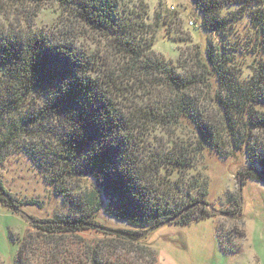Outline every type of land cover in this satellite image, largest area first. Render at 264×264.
Listing matches in <instances>:
<instances>
[{
  "label": "trees",
  "instance_id": "1",
  "mask_svg": "<svg viewBox=\"0 0 264 264\" xmlns=\"http://www.w3.org/2000/svg\"><path fill=\"white\" fill-rule=\"evenodd\" d=\"M2 1L8 10L0 13V164L11 153L25 154L72 213L36 221L13 264L28 262L25 253L37 249L52 252L45 264H60L69 254L57 253L59 245L91 230L104 237L83 244L85 264H134L115 253L117 243L157 264L143 243L151 229L177 215L171 223L209 216L207 183L191 175L205 149L220 158L242 152L248 166L238 176L264 183V154L253 139L264 133V112L256 108L264 105V64L257 59L249 79L235 75L230 24L219 13L237 6L252 14L254 52L264 56V0H193L198 27L217 39L197 47L194 70L186 74L154 58L156 25L146 22L142 3L134 11L121 0ZM41 2L57 3L72 26L105 40L108 55H120L121 63L109 65L107 54L78 46L81 34L73 27L33 29V12L22 17L12 8ZM197 86L211 91L214 118L193 97ZM182 121L190 124L192 139L172 135ZM164 128L169 137L158 134ZM82 180L91 186L78 192ZM0 203L14 210L18 204L1 182ZM101 212L127 228L103 226Z\"/></svg>",
  "mask_w": 264,
  "mask_h": 264
},
{
  "label": "rangeland",
  "instance_id": "2",
  "mask_svg": "<svg viewBox=\"0 0 264 264\" xmlns=\"http://www.w3.org/2000/svg\"><path fill=\"white\" fill-rule=\"evenodd\" d=\"M121 1L133 7L134 11H140L138 6L141 3L146 6V22L156 25L152 28V54L155 59L170 63L179 73L186 74L194 70L193 54L197 47L204 50L206 42H216L217 36L213 32L207 33L198 27L199 15L193 0ZM17 5L12 8L22 17H29L33 12V29L50 31L54 27H63L72 30L73 27L74 31L81 34L78 46L100 53L102 57L111 52L106 41L97 34L85 31L76 23L72 26L73 21L66 19V13L62 14L57 3ZM7 10L6 3L0 0V13ZM253 11H257V8ZM219 13L230 24L226 33L229 43L236 50L233 62L235 75L240 79H249L255 61L260 59L264 64V56L254 52L257 49V33L253 15L237 6L225 7ZM66 22L69 24L67 27ZM120 58V55H108L107 64L115 66L121 61ZM211 94L206 87L198 89L197 86L192 91L196 101L201 100V107L212 117L216 111ZM256 108L264 112L263 104ZM171 130L172 135L192 139L193 131L186 121H182L175 131L173 128ZM160 131L163 132L158 134L163 137L171 134L165 128ZM253 139L259 155L264 154V133L255 132ZM247 161L242 152L227 158H220L208 149L202 152L191 175L202 177L207 183L208 205L205 208L209 216L187 224L169 223L151 229L143 243L155 253L157 264H264V183L243 180L238 176V172H244L248 166ZM0 182L18 201L16 209L35 222L72 215L61 196L43 181L40 172L25 154L11 153L4 159L0 164ZM81 186H91V181H80L78 192ZM16 209L0 203V264H13L20 241L35 231L32 226L35 223L28 222ZM98 219L110 229L127 228L124 222L106 217L102 212L98 214ZM103 237L101 233L91 230L79 232L73 237V242L63 241L56 252L66 251L69 255L67 259L59 257L60 264H85L83 244ZM117 244L115 253L127 257L128 262L148 264L146 256L138 258L135 252L132 253L134 246H129L131 252H126L121 244ZM25 254L28 255V262L24 264H45L52 252L47 255L37 249L34 253Z\"/></svg>",
  "mask_w": 264,
  "mask_h": 264
},
{
  "label": "water",
  "instance_id": "3",
  "mask_svg": "<svg viewBox=\"0 0 264 264\" xmlns=\"http://www.w3.org/2000/svg\"><path fill=\"white\" fill-rule=\"evenodd\" d=\"M238 194L240 195V187L238 186ZM17 213H19L21 216H23L28 222L30 223H36L32 218H30L29 216L25 215L24 213H22L21 211L17 210ZM215 213H217V211H214ZM220 214V213H219ZM179 217V215L173 217V218H170L168 220H165L161 223H159L158 225H156V227H159V226H163L165 224H168V223H171V222H174L176 221V219Z\"/></svg>",
  "mask_w": 264,
  "mask_h": 264
}]
</instances>
